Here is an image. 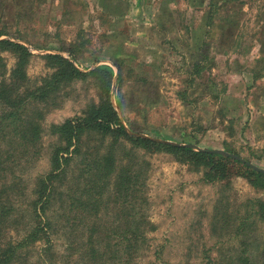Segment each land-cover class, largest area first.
<instances>
[{
	"label": "rangeland",
	"instance_id": "rangeland-1",
	"mask_svg": "<svg viewBox=\"0 0 264 264\" xmlns=\"http://www.w3.org/2000/svg\"><path fill=\"white\" fill-rule=\"evenodd\" d=\"M2 40L30 54L28 91L54 73L46 55L85 74L26 102L40 131L26 162L6 175L18 210L27 209L31 190L51 171L53 149L63 145L49 126L99 103L97 79L87 74L100 65L112 70L109 100L128 135L221 150L264 170V0H0ZM3 48L0 81L8 85L16 56ZM203 172L123 138L81 136L78 154L52 182L44 216L62 227L42 258L238 264L249 256L263 263L257 204L264 191L241 176L208 183ZM123 176L134 185L120 189ZM42 244L30 246L27 264H39Z\"/></svg>",
	"mask_w": 264,
	"mask_h": 264
},
{
	"label": "trees",
	"instance_id": "trees-1",
	"mask_svg": "<svg viewBox=\"0 0 264 264\" xmlns=\"http://www.w3.org/2000/svg\"><path fill=\"white\" fill-rule=\"evenodd\" d=\"M0 47L11 50L16 56L8 85L0 81V264H27L30 246L39 241L43 242V246L37 255L38 263L50 264L49 258L42 257L49 256L50 236L57 227H62L51 223L44 216L52 201V182L64 173L65 165L71 156L78 154L80 138L86 134L101 137L108 135L113 142L123 138L135 147L163 150L178 155L196 166H201L204 169L203 179L208 183L221 181L227 176H241L249 182L258 183L264 191V172L252 169L244 159L240 161L220 154L194 151L188 147L172 145L170 142L128 135L109 100L112 70L106 65H100L87 74L97 79L101 96L99 103L88 107L79 116L49 126V134L56 136L63 145L53 149L50 157L51 171L43 176L34 190H31L32 198L27 200V209L18 210L12 197L11 188L14 184L6 175H12L13 169L26 162L40 131L30 114H26V102L32 97L43 100L46 93L53 90V87L56 88L59 83L83 77L85 74L77 71L61 56L46 55L49 66H53L55 71L42 79L33 91H28L24 85V67L30 54L23 46L6 40L0 41ZM193 67V74H199L202 67L200 63H195ZM109 160L110 154L105 157L104 163ZM130 185H134L133 180L123 176L119 188L124 189ZM257 209L260 220L264 222V200L257 204ZM10 233L14 234L13 238ZM238 264L255 263L248 256L239 258ZM261 264H264V261Z\"/></svg>",
	"mask_w": 264,
	"mask_h": 264
},
{
	"label": "water",
	"instance_id": "water-1",
	"mask_svg": "<svg viewBox=\"0 0 264 264\" xmlns=\"http://www.w3.org/2000/svg\"><path fill=\"white\" fill-rule=\"evenodd\" d=\"M143 137V136H142ZM156 141H159V140H156ZM160 142H165V141H160ZM168 143V142H167ZM172 145H176V146H181V147H188L194 151H200V152H207V153H215V154H220V155H223V156H227L231 159H236V160H240L242 161L241 158H239L238 156H235V155H232V154H228L224 151H221V150H203V149H199L197 148L196 146L194 145H186V144H175V143H171ZM248 166H250L252 169L256 170V171H260V172H264L263 170L249 164V163H246Z\"/></svg>",
	"mask_w": 264,
	"mask_h": 264
}]
</instances>
